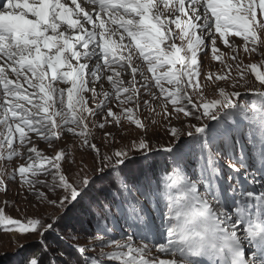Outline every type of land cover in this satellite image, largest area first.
Wrapping results in <instances>:
<instances>
[{
  "label": "snow or ice",
  "instance_id": "1",
  "mask_svg": "<svg viewBox=\"0 0 264 264\" xmlns=\"http://www.w3.org/2000/svg\"><path fill=\"white\" fill-rule=\"evenodd\" d=\"M230 36L264 56V0H0V160L17 161L0 191L19 180L29 206L58 210L4 201L0 232L39 237L14 264H264V73ZM209 52L221 74L205 73ZM153 115L166 145L151 144ZM122 120L136 126L127 143ZM65 133L79 162L55 150Z\"/></svg>",
  "mask_w": 264,
  "mask_h": 264
},
{
  "label": "rangeland",
  "instance_id": "2",
  "mask_svg": "<svg viewBox=\"0 0 264 264\" xmlns=\"http://www.w3.org/2000/svg\"><path fill=\"white\" fill-rule=\"evenodd\" d=\"M69 3H70V0H69ZM262 39H264V36H262ZM125 42H127V41H125ZM229 42L233 46H239V52H240L241 59L243 60L244 64L255 63V64H257L258 70L261 71L262 73H264V68H260V63L262 61H264V56H260L257 54V55H253V56L249 57L246 54H243V48H242L243 40L240 37L230 36ZM217 47L220 49V51L222 53L225 54L226 63H232V61L230 59H227L228 57L231 56V50H230L229 46L223 44V42L220 41V42H218ZM260 50H264V46H261ZM136 62L139 63L140 61L136 60ZM203 66L205 69V73L213 72L216 74H221L222 65L220 64L219 61H215L211 58L210 52H209V56L203 58ZM234 67L235 66H233V72H232L233 75H235ZM146 74L148 76H151V73H146ZM121 78L127 80V79H130L131 77L128 75L127 72H125V73H122ZM248 79H249V82L252 83L253 85H258V81L255 80V74L252 73L251 70H249V72H248ZM137 80L141 81L142 78L138 75ZM102 83H103V88H100L99 85L97 86L98 92L111 91V85L106 80V77ZM125 86H127V85H125ZM165 87H168V85L165 84ZM239 90L242 92H245V91L250 92V91H254L255 88H253L251 90H246V89H239ZM152 91L157 92V94L159 93V90L156 88H153ZM141 92H142L144 99L149 98L147 92H145L143 89L141 90ZM102 98L103 97L101 96L100 99H102ZM115 105H116V101H115V98H113V100L111 102V106L113 107L114 111H119V109H117L115 107ZM90 106L95 108V103L90 104ZM127 106L128 107H134V105H127ZM157 111H159V108H157ZM147 114H148V110L143 108V106H141V109L138 113L139 118L143 121L144 116ZM92 119H93L92 117H89L90 121ZM95 119H96L97 123L100 122L99 117H97ZM152 119H156L158 121L156 127L159 128L160 131L155 136V138H153L151 140V144L153 145V147H158L159 145H166L170 140V136L168 134H165V132H164V125L166 122L162 121L159 117H156L154 115L152 116ZM122 123L125 125V127L120 130V132L117 136V139H120L121 136L127 137V139H125V141H124L125 143H127L128 140H130L132 136L136 135V126L134 124L129 123L127 120H122ZM173 126L179 127L180 125L177 121L174 120ZM89 129L91 130V132L96 137V140L93 142L97 143L98 146H101L102 145V142L100 140L101 132L99 130H97L96 128H94L91 123H89ZM109 130L115 131V129L112 128L111 126H109ZM77 131H79V129H77ZM130 133H131V135H129ZM31 135H32V139L36 143L39 151H42L45 155H52L53 154V149L48 145V142L43 141L39 137H36L34 134H31ZM150 135H151V133H150ZM73 140H76L78 143L79 138L76 136H73L70 133H65V134H62L60 139L53 141V144L55 145V150H60L62 148H65L66 151L68 149H71L72 151H74L76 158H77V161L79 162L81 150H78V149L73 147V145H72ZM66 145H67V147H66ZM102 150H106V149H102ZM5 155H6V153H5ZM161 155H163V154L161 153ZM19 162H23V161H19ZM84 162L91 164L92 161H91V155L90 154H85ZM13 166H17V161L15 160V158L13 161L0 160V168H8L9 170H11V168ZM19 183H20L19 180H17L16 183H8V185H7V188H8L7 196H4L2 191H0V206H5L4 201H6V200L7 201L15 200L16 204L21 209L27 207L29 212L38 211V212H42L44 215H48L49 213H52L54 211H58L56 209L48 208L47 212H45L42 208H33V207L29 206L28 201H25L22 196H17V192L22 191V189H20V187H19ZM32 203H34V200L32 201ZM6 214H11L14 217L19 215V213L15 209L12 208L11 204L6 206ZM85 227H88V225L86 224ZM80 236L81 237H88L89 233H80ZM38 239H39V237L19 236V235H16L14 233L9 234L6 232H0V264H14V261L17 259V254L19 252L18 245H25L26 251L37 250L39 248V244L37 243ZM48 240L53 246L58 247V248L60 247V242L56 241L53 237H51V236L48 237ZM80 242L83 243L84 240L81 239ZM105 251H109V249H105Z\"/></svg>",
  "mask_w": 264,
  "mask_h": 264
},
{
  "label": "bare ground",
  "instance_id": "3",
  "mask_svg": "<svg viewBox=\"0 0 264 264\" xmlns=\"http://www.w3.org/2000/svg\"><path fill=\"white\" fill-rule=\"evenodd\" d=\"M78 2H79V0H78Z\"/></svg>",
  "mask_w": 264,
  "mask_h": 264
}]
</instances>
